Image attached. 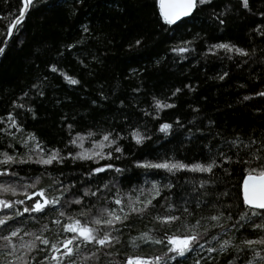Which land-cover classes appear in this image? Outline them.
Returning <instances> with one entry per match:
<instances>
[{
    "label": "trees",
    "instance_id": "1",
    "mask_svg": "<svg viewBox=\"0 0 264 264\" xmlns=\"http://www.w3.org/2000/svg\"><path fill=\"white\" fill-rule=\"evenodd\" d=\"M250 4L252 13L241 9L238 0H212L211 5L199 6L194 17L169 26L159 14L157 0H85L82 6L79 0H47V3L36 0L22 26L9 37L7 29L22 7V0H0V47H5L4 54L0 55V116H6L9 111L19 113L17 120L22 123L25 132L16 133L17 137L35 133L48 147L62 149L69 139V123L74 125L73 135L75 132L111 128L125 135L129 125H139L142 131L146 130L152 136V140L141 147L126 138L121 141L124 156L112 161L118 167L127 168L124 176L120 177L122 184L112 189L115 192L118 187L122 193H127L133 185L143 181L139 175L142 170L134 167L137 161H155L167 154L185 162H194L207 151L204 145L215 131L229 141L238 136L244 143H248L250 138L259 142L264 135V98L255 93L264 90V38L253 29L264 23V17L260 16V12H264V0H250ZM226 8L229 10L221 17L225 20L221 25L213 13L224 12ZM83 25H88L90 32H83ZM197 33L201 38L192 45L195 51L185 54L187 59H181L170 51L171 46L192 40ZM81 39L85 40L84 44L77 43ZM137 39L142 41L141 46L130 47ZM215 43L237 45L247 50L249 56L225 54L223 50L217 55L206 54L208 45ZM69 44H76V47L69 50L66 48ZM229 55L232 59L227 58ZM157 60L160 63L157 64ZM52 64L79 79L81 84L69 86L59 74L48 71ZM132 69L139 70L135 76L130 75ZM225 71L229 75L223 81L216 78ZM44 76L48 77L49 86L44 87L43 97H37L30 86ZM185 85H191L195 91H189ZM138 87L140 91L134 92L133 89ZM176 88H181L182 92L173 97L171 94ZM25 91L30 92L32 99L23 97ZM101 92L109 99L101 100ZM153 96L174 103L176 107L161 111L159 119L145 116L140 109H148L153 116L157 115L151 107ZM244 96L252 99L245 101ZM93 100L97 104H92ZM13 101L34 108L36 118L33 119L31 112L13 110ZM193 109L199 111L194 112ZM64 117H67L66 122ZM178 118L184 128L167 137L157 131L162 122L173 123L175 128ZM209 119L215 121V125H210ZM189 121L194 122L189 124ZM196 127L201 128L202 133L196 132ZM189 128L196 133L197 139H187ZM0 137L7 140L3 133ZM84 146L88 148L91 145L85 141ZM17 147L23 152V148ZM68 150H72L71 147ZM235 151L232 149V152ZM90 166L95 165L68 161L62 168L63 178L66 182L84 180L86 178L82 173ZM225 167L231 172L227 186L235 197L237 189L234 185L241 182L246 166L232 164ZM216 171L222 175L219 169ZM52 172L58 176L55 168ZM20 175L25 176L26 169ZM112 175L100 174L98 179L93 178L92 183H85L84 187L95 188L96 184L108 181ZM206 178L207 174L200 173L177 175L174 179L177 187L163 194L171 199L165 202L161 198V203H182L180 197L192 190V186L184 184V181ZM48 183L50 181L45 179L44 184ZM218 190L223 191L224 185L221 184ZM93 202L96 203L95 200ZM156 212L168 214L164 207L157 205L156 211L146 214L143 219L133 216L131 228L125 230L123 240L153 227L152 216ZM56 215L55 211H49L46 217H40L39 223L28 220L15 226L39 235L41 226ZM195 218H192L193 223ZM179 226L180 222L176 227ZM49 227L50 231L43 235L54 242L59 229L51 224ZM6 234L7 230H0V235ZM219 234L223 235L222 232ZM244 235L256 238L253 231ZM236 242L239 243V240ZM209 244L215 246L216 242L209 237L205 247ZM2 245L3 241H0ZM117 247L121 255L151 256L165 251L159 245L142 244L138 250L126 243ZM197 255L192 253L185 264H193ZM200 255L218 256V264H228L235 253L219 256L203 252ZM101 264H105L103 259ZM237 264H243V258Z\"/></svg>",
    "mask_w": 264,
    "mask_h": 264
},
{
    "label": "snow or ice",
    "instance_id": "2",
    "mask_svg": "<svg viewBox=\"0 0 264 264\" xmlns=\"http://www.w3.org/2000/svg\"><path fill=\"white\" fill-rule=\"evenodd\" d=\"M84 2L85 0H79L81 6ZM157 2L163 22L172 26L184 18L194 17L199 6L211 5L212 0ZM35 4L36 0H22V7L18 9L7 29L8 36H13V30L22 26L26 14ZM238 4L241 9L252 13L250 0H238ZM228 10L226 8L224 12L213 13L219 24L225 23L221 17ZM260 16L264 17V12H260ZM82 30L90 32L88 25H83ZM253 32L264 38V23L253 29ZM200 38L197 33L192 40L171 46L170 51L181 59H187L185 54L195 51L192 45ZM77 43L84 44L85 40L81 39ZM141 44L142 41L137 39L130 47H139ZM75 47L76 44L66 46L69 50ZM220 50L225 54L249 56L247 50L231 43L208 45L206 54L217 55ZM4 52L5 47H0V55ZM227 58L232 59V56ZM80 63L83 64V61ZM156 63L160 61L157 60ZM48 71L59 74L69 86L81 84L79 79L68 75L55 64L50 65ZM138 71L132 69L130 75L135 76ZM228 75L225 71L216 78L223 81ZM45 86H49L47 76L33 83L30 90L34 91L35 96L43 97ZM185 88L195 91L191 85H185ZM133 91L139 92L140 88ZM181 92V88H176L171 95L175 97ZM99 95L101 100L109 99L103 92ZM255 95L264 98V90L257 91ZM23 97L32 99L29 91H25ZM250 99V96L243 97L245 101ZM152 101L151 107L157 115L153 116L148 109L140 111L153 119H159L158 114L161 111L176 107L174 103L162 101L155 96ZM91 103L95 105L97 101L93 100ZM120 104L123 106L124 102L121 101ZM12 109L31 112L33 119L36 118L35 109L26 107L23 102L13 101ZM193 111L198 112L199 109ZM17 115L19 113L9 111L6 116H0V125H4L0 126V133L7 137V140L0 137L3 141L0 143V230H7L6 235H0V241H3L0 246V264H101L102 259L105 264H185L194 252L198 255L193 264H218V256L200 255L203 252L217 253L219 256L234 252L235 255L228 264H237L241 258L243 264H264V135L260 137L259 142L250 138L248 143H244L238 136L229 141L222 133L215 131L204 145L207 151L194 162H185L184 159L167 154L157 157L155 161H137L134 167L142 170L139 175L143 181L133 185L127 193H122L118 187L115 192L112 189L122 184L120 177L124 176L127 168L118 167L112 161L120 160L124 156L125 149L121 141L126 138L141 147L151 141L152 136L148 135L146 130L142 131L139 125H129L125 135L116 128L75 132L73 135L74 125L69 123V139L62 149L48 147L35 133L17 137L16 133L25 132L22 123L17 120ZM63 119L67 121V117ZM193 122L189 121V124ZM208 123L215 125V121L211 119ZM175 125L174 128L173 123L162 122L157 131L167 137L184 128L179 118ZM196 132L202 133V129L196 127ZM187 133L189 141L198 138L191 128L187 129ZM85 141L91 146L85 148ZM17 145L23 148V152ZM70 147L72 150H68ZM232 149L236 151L232 152ZM233 155L236 156L235 160ZM68 161L73 164L85 162L95 166H90L82 173L86 179L66 182L62 168ZM232 164L246 166L241 182L234 185L237 189L235 197L227 186L231 172L225 167ZM53 168L58 176L53 175ZM25 169L26 175L21 176L20 172ZM217 169L222 175L217 174ZM108 173L113 174L108 181L96 184L95 188L84 187L85 183H92L93 178L98 179L100 174ZM181 173L207 174V178L185 180L184 184L191 185L192 190L180 197L182 203H161V198L165 202L171 199L163 194L166 191L172 192L177 187L174 179ZM45 179L50 183L45 185ZM221 184L224 185L223 191L218 190ZM157 205L164 207L168 214L160 215L156 212L152 216L153 227L136 236H129L126 241L123 240L125 230L131 228L132 217L143 219L146 214L155 212ZM49 211H55L57 215L41 226L39 235L15 226L28 220L39 223L40 217H46ZM197 216L199 218H195ZM192 218H195L194 223ZM178 222L180 226L176 227ZM49 224L59 229L56 233L58 238L54 242L43 235L50 231ZM249 231H253L256 238L244 235ZM221 232L223 235L219 234ZM29 236L34 239H24ZM209 237L216 245L209 244L206 248ZM124 243L137 250L142 244L159 245L165 251L163 254L151 256L129 253L121 255L117 246ZM40 245L45 247L41 248Z\"/></svg>",
    "mask_w": 264,
    "mask_h": 264
},
{
    "label": "water",
    "instance_id": "3",
    "mask_svg": "<svg viewBox=\"0 0 264 264\" xmlns=\"http://www.w3.org/2000/svg\"><path fill=\"white\" fill-rule=\"evenodd\" d=\"M185 19H187V18H184L183 20H185ZM179 23V22H178ZM14 31H15V29L13 30V33H14ZM10 37V36H9Z\"/></svg>",
    "mask_w": 264,
    "mask_h": 264
}]
</instances>
